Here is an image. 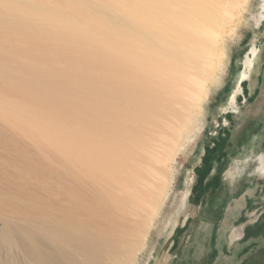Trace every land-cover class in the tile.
Wrapping results in <instances>:
<instances>
[{"label":"bare ground","instance_id":"6f19581e","mask_svg":"<svg viewBox=\"0 0 264 264\" xmlns=\"http://www.w3.org/2000/svg\"><path fill=\"white\" fill-rule=\"evenodd\" d=\"M249 6L0 0V264L134 260L166 204L167 162L180 149L198 155L208 139L199 121L205 105L212 111L210 91ZM259 7L246 52L233 48L235 108L264 36V0ZM241 146L242 164L261 146L256 172L264 173V133ZM244 166L232 165L228 184ZM182 170L192 185L194 171Z\"/></svg>","mask_w":264,"mask_h":264},{"label":"rangeland","instance_id":"374dc122","mask_svg":"<svg viewBox=\"0 0 264 264\" xmlns=\"http://www.w3.org/2000/svg\"><path fill=\"white\" fill-rule=\"evenodd\" d=\"M259 2L250 0L240 26L229 38L220 85L209 94L212 111L207 113L205 105L199 121V124L203 122L202 135L208 137L203 142V150L195 155L180 149L167 162L170 182L166 204L130 264H264V173L256 172L261 146L243 163L245 166L235 181L228 184L225 180L232 165L234 168L243 165L237 163L243 153V139L254 143L264 133V36L257 42L255 66L236 94L237 107L229 105L227 99L237 69L233 48L241 44L246 52L253 39L249 19L257 7L260 11ZM217 110L223 112L219 114ZM181 167L194 171V185L189 179L184 181L183 174L179 175ZM187 188L189 194L180 206ZM169 217V230L172 229L163 235L157 244L159 251L152 258L151 247L157 232ZM235 231L241 234L232 240Z\"/></svg>","mask_w":264,"mask_h":264}]
</instances>
